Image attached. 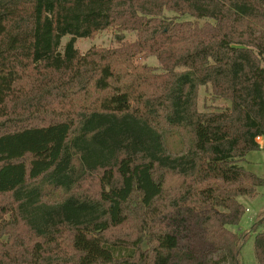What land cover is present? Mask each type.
Wrapping results in <instances>:
<instances>
[{"label":"trees","instance_id":"16d2710c","mask_svg":"<svg viewBox=\"0 0 264 264\" xmlns=\"http://www.w3.org/2000/svg\"><path fill=\"white\" fill-rule=\"evenodd\" d=\"M259 136L264 0H0V264H241Z\"/></svg>","mask_w":264,"mask_h":264},{"label":"rangeland","instance_id":"374dc122","mask_svg":"<svg viewBox=\"0 0 264 264\" xmlns=\"http://www.w3.org/2000/svg\"><path fill=\"white\" fill-rule=\"evenodd\" d=\"M172 14V13H167ZM123 36L129 40H133L135 38V33L131 31L123 32ZM71 38L70 35L64 36L61 39V46L63 47L67 41ZM117 45V30L115 29H107L101 32H98L93 37L89 38H76L75 46L81 51L86 52L91 47H112ZM142 62L153 66H160L159 61L155 56H149L146 59H141ZM227 102L220 99H213L211 95L210 88L202 86L200 89V108L204 109L207 105L213 106H222ZM205 105V106H204ZM245 166L254 171L260 176H264V150H257L250 152L248 154L246 161L244 162ZM241 201L246 206V212L242 218L239 226H235L236 230H242L251 232L252 225L256 220V217L259 216L264 211V187L258 188V194L255 197H240ZM264 230L261 228L257 231H253L251 237L244 245L241 253V264H260L255 257V249H254V241L255 236L259 231ZM129 233L132 229L128 230ZM143 248H146V245H143ZM230 264V263H227Z\"/></svg>","mask_w":264,"mask_h":264},{"label":"built area","instance_id":"2783aa9c","mask_svg":"<svg viewBox=\"0 0 264 264\" xmlns=\"http://www.w3.org/2000/svg\"><path fill=\"white\" fill-rule=\"evenodd\" d=\"M257 141L259 142V144H260L261 147L264 146V137L263 136L257 137Z\"/></svg>","mask_w":264,"mask_h":264},{"label":"crops","instance_id":"0c3cea01","mask_svg":"<svg viewBox=\"0 0 264 264\" xmlns=\"http://www.w3.org/2000/svg\"><path fill=\"white\" fill-rule=\"evenodd\" d=\"M250 154V153H249ZM248 156V155H247ZM247 158V157H246Z\"/></svg>","mask_w":264,"mask_h":264}]
</instances>
